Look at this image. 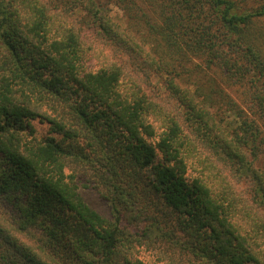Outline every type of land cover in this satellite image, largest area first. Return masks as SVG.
Instances as JSON below:
<instances>
[{
	"label": "trees",
	"instance_id": "obj_1",
	"mask_svg": "<svg viewBox=\"0 0 264 264\" xmlns=\"http://www.w3.org/2000/svg\"><path fill=\"white\" fill-rule=\"evenodd\" d=\"M49 5L0 0V264H148L142 253L151 264H264V130L225 89L204 96L177 79L197 55L193 66L241 86L264 123V31L251 30L264 3L164 0V42L139 46L143 59L86 10L137 78L121 62L91 66L73 5ZM152 69L167 76L165 103L147 91Z\"/></svg>",
	"mask_w": 264,
	"mask_h": 264
},
{
	"label": "rangeland",
	"instance_id": "obj_2",
	"mask_svg": "<svg viewBox=\"0 0 264 264\" xmlns=\"http://www.w3.org/2000/svg\"><path fill=\"white\" fill-rule=\"evenodd\" d=\"M50 2L49 7L51 11H58L64 4L66 6H72L75 10V19H78L79 25L82 32H84L83 41L85 45V55L88 57L91 55L90 61L91 66L94 68H100V66H108L114 62L123 63L129 74L137 78L133 71H136V75L144 77L143 71H138L134 66L130 67V60L126 55V51L122 49L121 46H125L124 43L128 45H133L136 48L134 57H141L142 59L147 57L145 53L141 52L138 48L139 46L145 45L147 48L154 50V47L158 42L163 41L160 33L161 28H163V13L162 4L164 0H46ZM239 5L246 9H251L264 3V0H237ZM99 8L100 17H107V21L112 29L118 34V39L121 42V46L115 45V43L106 37L100 38L98 27H91L90 13L86 10H96ZM82 17L84 19H82ZM81 20V21H80ZM102 20V19H101ZM99 19V22H102ZM104 20V19H103ZM98 22V20H97ZM252 31H264V18L256 21L255 26L251 27ZM262 38V37H261ZM263 39V38H262ZM164 42V41H163ZM121 47V48H120ZM192 58L186 63L189 64L190 70L177 77L178 81L188 86L189 84H199L200 91L204 96H211L212 90L217 88L225 89L232 97L237 101V103L246 111V113L255 118L259 123L261 128L264 130L263 120L260 117L251 116L248 111V106L245 103V96L242 93L243 88L238 84H233L229 82L220 71H217L216 67L212 70H206L205 67L198 68L193 66L194 63L203 62L197 55L191 54ZM200 66V65H199ZM200 73V74H199ZM143 74V75H142ZM149 74V85L146 86L147 91L154 95L161 103H165L166 96L168 95V89L166 88L167 76L165 74L156 73L154 69ZM217 86V87H216ZM36 133L38 136H45L49 133L50 126L48 123L42 121L41 119H35L32 121ZM258 167H264V154H262L256 162ZM79 192L85 199V201L96 211L101 213L106 217L112 216V206L111 203L101 195L100 191L94 185L85 186L82 182H79ZM3 207L5 203L0 202ZM143 258L151 264L152 256L149 253H142ZM163 264V263H159Z\"/></svg>",
	"mask_w": 264,
	"mask_h": 264
}]
</instances>
